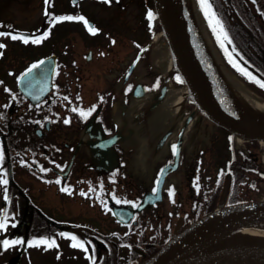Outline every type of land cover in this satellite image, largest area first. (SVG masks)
Returning a JSON list of instances; mask_svg holds the SVG:
<instances>
[{
	"label": "flooded vegetation",
	"instance_id": "af4514ba",
	"mask_svg": "<svg viewBox=\"0 0 264 264\" xmlns=\"http://www.w3.org/2000/svg\"><path fill=\"white\" fill-rule=\"evenodd\" d=\"M118 3L51 0L50 12L82 14L100 29L95 34L88 31L83 21L65 20L53 25L50 35L40 44L0 37L6 45L0 49V81L4 82L0 84V113L4 114L0 116V149L5 154L0 167L13 180L8 184L11 199L3 201V189L0 196L1 206L15 212L16 223L10 226L23 238L17 245L18 254L27 246H45L29 245L27 240L33 236L55 235L72 246L71 238L59 233L74 232L92 242L86 245L90 252L95 247L97 259L93 264L137 262L198 216L199 189L193 181L200 178V150L212 157L206 161L208 166L223 164L216 159H220L222 150L215 146L218 138L214 132L207 136L206 142L209 138L211 145L201 149L200 141L206 137L197 127L185 131L181 127H149L150 111L163 98L159 89L164 76L159 67L169 51L167 46L162 51L164 37L159 31L154 0H142L137 23L136 19L116 16L113 5ZM149 8L156 13L151 30L146 16ZM44 9V0H0V31L20 30L33 35L37 29L43 32L49 28V19L54 18ZM114 18L121 23L114 24ZM136 34L141 37L136 38ZM141 47L144 50L140 59L131 68ZM37 59L47 60L42 65L47 82L41 83L40 68L33 71L35 80L30 84L27 76L17 81L16 76ZM52 65L58 66L56 75L52 74ZM166 74L170 76L166 85L176 87L177 73L171 69ZM157 77V88L145 87ZM4 85L16 96L6 92ZM128 85L133 87L126 92ZM142 90L144 97L136 101L135 95ZM100 95L104 96L103 101L99 100ZM94 103L97 107L87 120L71 110L73 104L87 108ZM181 114V107H177L173 118H180ZM45 116L49 120L45 121ZM65 116L70 123H64ZM96 116L102 119L97 120ZM105 127L111 131L105 132ZM180 135L183 141L177 157L171 145L178 143ZM108 140L112 143L100 146ZM20 159L27 163L21 165ZM169 161H174V166ZM41 166L50 171L42 172ZM161 168L166 174L158 192L152 194ZM113 175L115 180H110ZM56 176L61 177L59 184ZM67 185H71L70 193L61 190ZM169 186L174 188L172 198L168 195ZM90 187L93 191L89 192ZM113 187L122 198H139L142 207L117 204L111 198ZM81 189L88 195H82ZM103 203H108L110 211L104 210ZM133 213L135 220L131 219ZM50 262H54L50 257L40 260V264Z\"/></svg>",
	"mask_w": 264,
	"mask_h": 264
},
{
	"label": "bare ground",
	"instance_id": "6f19581e",
	"mask_svg": "<svg viewBox=\"0 0 264 264\" xmlns=\"http://www.w3.org/2000/svg\"><path fill=\"white\" fill-rule=\"evenodd\" d=\"M175 1L181 15L182 27L196 47L197 54L194 55L190 48L189 55L205 91L234 119L249 125L264 124V105L255 97L246 96L241 88L234 87L223 78L222 68L202 38L190 1ZM165 50L166 44L162 42V51ZM196 57L200 58L203 68H198L199 64H195ZM171 67L168 56L162 65V71L168 72ZM176 90L174 88L170 94L167 91L165 95L170 97L171 105L181 104L186 99V91L176 93ZM182 255H187V258L178 264H264V215L214 226L176 256Z\"/></svg>",
	"mask_w": 264,
	"mask_h": 264
},
{
	"label": "snow or ice",
	"instance_id": "6c2138e0",
	"mask_svg": "<svg viewBox=\"0 0 264 264\" xmlns=\"http://www.w3.org/2000/svg\"><path fill=\"white\" fill-rule=\"evenodd\" d=\"M76 0H73V3H75ZM107 3H111L112 0H106ZM201 11L203 12V15L205 17V19L207 20L208 26L212 31V34L215 37L216 43L219 44L220 48L223 50V54L224 56L228 59L229 63L236 68L240 73H242L248 80L250 81H254L257 85H259L261 88H264V79H261L258 75H256L254 72L249 71L248 68H246L239 59H237L236 55H234V53L237 52V49L235 47V45L232 43V37L229 34L228 29L225 26V23L223 21V19L218 15V13L216 12V10L213 7L212 4V0H197ZM253 2H255V0H253ZM45 3V13L49 16V17H54L52 19H49V28L47 30H44L43 32H40L39 29L35 30V32L37 34L33 35L30 34L28 32H22L20 30H16V31H0V37H11L13 40L16 39H20L24 44H28L29 42L34 43V44H40L45 38H47L50 35V29L53 25H55L57 22L59 21H83V23L87 26L88 31L90 33H97L100 31V29L98 27L93 26L89 20L82 14H77V15H73L71 13H65V14H54L52 12L49 11L48 5L51 3V0H44ZM146 16L149 22V29L151 30V25L152 22L156 16V13L149 8L146 12ZM9 28H11L12 26L9 25ZM113 43H115V40H113ZM134 43H136L134 41ZM6 45L3 42H0V49L4 48ZM231 46V47H230ZM146 47V46H145ZM141 51L144 50L143 47H141L140 49ZM0 55H3V52H0ZM46 59V58H45ZM140 57L139 55H137L136 60H139ZM136 60L133 61V64L136 63ZM45 60L44 59H37L34 60L32 63H30L18 76H16V80L20 81L21 79H23L25 76L28 77V83L30 84L31 82H33L35 80V76H33V71L37 68H40V76H41V83L44 84L46 83V79H45V70L43 69L42 65H44ZM73 63H75V61H73ZM52 74L56 75L58 73V66L56 65H52ZM175 79L177 81H181V76L179 74L176 75ZM3 81H0V84H3ZM159 86V77L156 78V81L151 84V85H146L145 87H150V88H157ZM54 87H56V85H54ZM133 86L132 85H128L125 88V91H129ZM4 90L6 92L11 93L12 97L16 96V93L12 91L11 88L7 87V85H4ZM44 89L42 88L41 91H43ZM36 98V97H34ZM65 99L67 100H71L70 97H65ZM76 100H80L79 95H77ZM100 101L104 100V96L100 95L99 97ZM5 108L8 107L7 104L4 105ZM31 107V105H30ZM97 105L94 103L91 106L85 108L82 106H76L75 104L71 105V110L75 113H78L79 117L87 120L95 111ZM3 113H0V116H3ZM233 115H235V113H233ZM97 120H101L102 118L100 116H96L95 117ZM44 120L47 121L49 120V117L45 116ZM42 123V122H41ZM64 123H70V118L65 116L64 117ZM105 132H110L111 130L107 127L104 128ZM229 141L232 140V137L229 136L228 137ZM112 143L111 140H108L106 142H102L101 143V147H105L107 146V144ZM171 150L173 155L175 156H179V147H178V143H173L171 145ZM4 159H5V154L4 151L2 149H0V165H2L4 163ZM19 163L21 165H25L27 162L24 159H20ZM53 163H55V161H53ZM123 163V162H122ZM229 164H231V161L228 162ZM169 164L174 166L175 162L174 161H169ZM58 167H63L62 165H58ZM42 172H49L50 169L47 167H43L41 166L40 169ZM230 171V169H229ZM0 173H2V175H0V185L3 186V201H9L11 199L10 197V190L8 188V184H9V179H8V173L7 170L4 167H0ZM165 173V169L161 168L159 170V172L157 173L156 177H155V185L152 189L151 192L152 194H156L159 190L158 186L160 185V183L162 182V176ZM224 173V170L221 169L220 173L218 175H222ZM261 175H264V172L261 173ZM40 179L44 180L46 179L44 176H41ZM110 180H115V176H110L109 177ZM199 180V177L197 176L196 179L193 181L195 187L197 189L200 188V184L197 183V181ZM55 181L59 184L61 182V177L60 176H56L55 177ZM217 183H219V178L217 179ZM254 187V185H253ZM101 189H103V184L101 183ZM62 191L64 192H71V185H67V186H63L61 188ZM93 191V189L90 187L89 190ZM168 195L170 198L173 197L174 194V188L172 186H169L168 189ZM81 194L84 196L88 195V192H85V190L81 189L80 190ZM111 198L117 203H123V204H128L131 205L132 207H142L139 198L137 199H127V198H122L121 196L116 194L115 188L113 187L112 192H111ZM173 202H175L173 200ZM103 208L105 211H110L109 205L108 203H103ZM11 216V218H10ZM122 220L126 219L124 216H121ZM132 220L136 219V214L133 213L131 216ZM16 220H15V212H9V209L3 206H0V234L8 232L9 230V225H15ZM125 235H127V233H125ZM59 236L62 237H70L71 238V245L75 248L78 249H83L84 250V255L88 258L90 264L91 262L95 261L97 259V254H96V249L93 246L91 249V252L89 251V248L86 245H90L92 242L90 240H87V238H81L80 236H78L76 233L74 232H60ZM23 242V238L20 236H9V235H4L2 239H0V245H2L3 249H8L10 246H14V245H19ZM27 243L29 245H37L39 246L40 244H44L49 248L52 247H59V245L57 244V237L54 235L52 237H48L45 235H40V236H33L31 239L27 240ZM129 247H131V245H129ZM57 257L59 258L60 253L57 252L56 253Z\"/></svg>",
	"mask_w": 264,
	"mask_h": 264
},
{
	"label": "water",
	"instance_id": "95a60500",
	"mask_svg": "<svg viewBox=\"0 0 264 264\" xmlns=\"http://www.w3.org/2000/svg\"><path fill=\"white\" fill-rule=\"evenodd\" d=\"M154 3L161 29L171 50L175 70H177L181 79L187 85L190 95L188 97L189 101L196 106V109L202 115L233 135L245 140H264V124L249 125L234 119L223 111L205 91L200 83L199 73L196 72V69L194 70L189 55V46L194 54H197L196 47L189 34L182 27L181 15L178 12L176 1L154 0ZM140 53L141 50L137 55L140 56ZM199 61V57H196L195 64H199L198 68L201 67ZM46 62L47 60H45ZM164 91L165 86L163 85L160 92L163 94ZM188 118H190V115ZM185 125L186 122L183 127ZM227 185L228 179L225 182L224 192L227 189ZM261 215H264V198L216 206L192 221L180 232L175 233L155 253L140 264H178L184 261L187 255L177 257V253L212 227Z\"/></svg>",
	"mask_w": 264,
	"mask_h": 264
},
{
	"label": "rangeland",
	"instance_id": "374dc122",
	"mask_svg": "<svg viewBox=\"0 0 264 264\" xmlns=\"http://www.w3.org/2000/svg\"><path fill=\"white\" fill-rule=\"evenodd\" d=\"M117 2H120L118 4L113 5V9L116 13V16H123L126 18H129L131 20L137 18L138 13H140L142 8V0H116ZM127 1L129 3L127 4ZM190 4L192 5V8L194 10V16L196 17V20L199 23L202 38L204 39L205 43L209 46V49L214 54V57L218 61L220 67L223 70L224 77L228 81L232 83V85L238 88H241L243 92L246 94V96L255 97L256 99H259L263 105H264V88H261L259 85H257L254 81L248 80L242 73H240L236 68H234L228 61V59L224 56L223 50L220 48L219 44L216 43V40L212 34L211 29L209 28L206 19L203 15V12L200 9V6L197 2V0H189ZM120 5V7H117ZM130 12V15L128 13ZM114 24L119 25L121 22L120 20H117L114 18L113 20ZM138 22L137 19L135 21ZM141 34H136V38H140ZM234 55H236L234 53ZM237 57V56H236ZM238 59V58H237ZM161 69V67H159ZM139 71H142L141 69ZM235 73V74H234ZM238 73L241 74L243 77L241 78L238 76ZM173 88L170 89L169 94ZM182 88H178V91L176 90V93L182 92ZM168 94V95H169ZM258 94L262 96V99L260 97H257ZM170 97H166L163 104L155 107L153 110L150 111V119L149 124H151V128H155L156 123L160 122L159 117L163 114V118H161V128L166 126L167 124H171V122H175V125L179 124L178 117L172 118L170 115L174 114L175 107L177 105H181V110L186 113L190 109V105L184 101L182 104H176L171 105L169 101ZM137 107V103H136ZM188 109V110H187ZM160 115V116H159ZM194 127H197L200 129V133L203 134V138L206 137V140L200 141V148H208L211 145V140L207 141V136L211 132L215 133V139L218 140L215 142L216 148L218 147L220 150H222L221 159H225L229 157V151L227 148V133L222 130L221 128H218V126L214 125L210 121H208L205 118L198 119V121L195 122ZM160 128V129H161ZM235 142V141H234ZM218 144V145H217ZM243 145L245 148H247V154L248 152H254L258 149L259 144L253 143V142H243ZM208 154V152H205ZM256 155V154H255ZM212 159V157H210ZM217 160H219L218 157H216ZM260 161V160H259ZM215 169V167H214ZM264 177V175H263ZM250 198H256V197H264V178L259 181V184L250 188V190L247 191L246 194ZM4 235L12 236V232L8 230V232L0 234V239L3 238ZM57 244L59 247H52L49 248L46 245L45 246H39V247H31L27 246L24 248L23 253L20 257H18V260L16 264H40L41 258L45 259V257H50L51 260L54 262H50V264H90L87 257L84 255L83 249H78L73 246L66 245L60 237H57ZM17 245L10 246L8 249H3L2 245H0V264H11L8 261V258L11 256L13 257V254L18 251ZM59 252L60 256L57 257L56 253ZM70 256V259H67L64 257ZM4 259V260H3ZM3 260V261H2ZM15 264V263H13ZM93 264V263H91Z\"/></svg>",
	"mask_w": 264,
	"mask_h": 264
},
{
	"label": "trees",
	"instance_id": "16d2710c",
	"mask_svg": "<svg viewBox=\"0 0 264 264\" xmlns=\"http://www.w3.org/2000/svg\"><path fill=\"white\" fill-rule=\"evenodd\" d=\"M212 4L232 37L237 58L249 71L264 79V0H212ZM231 150L232 156L227 161L228 169L220 176L213 200L211 203L207 202L205 209L216 204L220 185L226 174L230 175L227 202L245 200L247 191L264 178L261 175L264 163L259 161L256 153L252 152L249 157L242 158L232 147Z\"/></svg>",
	"mask_w": 264,
	"mask_h": 264
}]
</instances>
